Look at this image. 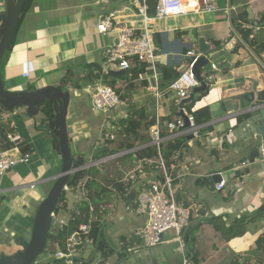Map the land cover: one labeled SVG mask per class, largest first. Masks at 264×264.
Returning <instances> with one entry per match:
<instances>
[{"label":"crops","instance_id":"0c3cea01","mask_svg":"<svg viewBox=\"0 0 264 264\" xmlns=\"http://www.w3.org/2000/svg\"><path fill=\"white\" fill-rule=\"evenodd\" d=\"M221 1L216 0L217 11L157 18L152 22L155 41L158 35L157 44L162 48L158 65H179L184 60V48L198 52L190 30L194 37H204L212 50L218 52L202 70L203 75L210 74L209 92L185 104V107L190 104L192 111L208 106L211 129L200 131V136L193 138L180 134L178 137L185 136L187 145L176 153L171 165L179 202L196 203L198 214L183 230L182 242L174 230H168L156 246H147L137 234L148 224V217L136 208L140 192L153 180L161 179L158 158L123 157L143 143L100 159L94 158V152L103 148L109 128L117 130L119 120L127 116L131 101L136 106L143 105L150 118L160 116L166 120L165 117L179 116L177 98L164 89L157 105L149 80L140 76L129 87L131 101L123 96L124 89L119 93L125 102L105 114L96 110L87 92L94 84L84 82L88 65L98 63L101 81L106 78L120 83V74H111V70L103 72L106 49L117 42V37L98 31L102 13L116 10L118 20L125 26L139 27L140 18L125 0L108 5H98L96 0H34L21 15L16 41L4 69L5 88L20 91L32 84L35 88L61 84L68 70H73V79L82 83L80 89L65 86L72 92L67 125L72 152L87 160L82 168H97V181L107 188L99 204L101 223L105 227L100 238L112 249L106 264H238L244 261L255 264L262 256L255 254L254 249L257 238L264 232V161L259 155L252 162L250 153L264 140L254 132L255 125L250 118L239 122V117L248 113L250 105L243 94L252 90L253 81L258 83L257 90L264 89V53L258 55L240 34L241 30L251 28L256 38L264 41V0H225L220 4ZM248 7L257 25L249 19ZM4 11L5 0H0V14ZM242 12H247V20ZM108 73L112 76H107ZM39 115L42 121L43 116ZM3 116L12 121L9 132L19 134L31 146L32 153L29 162L18 163L0 181V254H10L22 249L17 237L30 238L39 204L61 172L50 176L47 162L57 169L63 163L61 154L54 148L53 134L51 138L45 131L34 129L36 119L24 114ZM21 121L27 123L31 137L26 130H21ZM104 158L109 159L101 162ZM244 162L249 164L243 166ZM108 167L109 175L105 174ZM152 172L155 177L148 175ZM219 176L228 180L227 187L220 191L214 186ZM88 178L90 175L84 180ZM117 181L120 186L115 185ZM85 194L82 186L68 189L57 217L69 222L70 210ZM58 225L62 224L58 221ZM72 237V254L83 259V262L72 261L74 264L101 262L103 255L99 249L95 259L89 262L95 247L91 240L77 248V241ZM52 257L57 258L56 253Z\"/></svg>","mask_w":264,"mask_h":264},{"label":"built area","instance_id":"2783aa9c","mask_svg":"<svg viewBox=\"0 0 264 264\" xmlns=\"http://www.w3.org/2000/svg\"><path fill=\"white\" fill-rule=\"evenodd\" d=\"M118 0H96L98 5H108ZM134 9L136 15L140 18L139 27L125 26L118 20L116 10H109L102 13L98 22V31L108 33L117 37V42L106 49L107 60L103 67V72L110 70H128L130 68V58H136L149 64L150 73L145 75L151 85L157 105L163 96V91L168 90L174 93L178 103L180 100L189 97L193 88L198 82L193 75L192 65L197 57V52L187 51L183 56L184 63L173 66L171 80L166 87H161V73L158 69V58L162 53V48L156 43L152 22L154 19H162L170 16H179L189 13L212 12L218 10L216 0H157L154 6V14H151L150 0H125ZM216 68V65H212ZM28 76V74H25ZM91 96L94 107L101 113H109L112 109L120 106L125 102L123 96L113 87L105 84L99 79L94 86L87 91ZM180 109V108H179ZM183 111L188 116L190 125L186 127L185 121L181 116L171 120H163L160 116L156 117L154 124L148 129L150 141L143 146L152 144L159 151L158 165L162 174L161 179L153 180L145 187L138 196V205L136 211L145 214L148 217V224L137 232L144 240L147 246L158 245L163 235L168 230L176 232V238L182 242L183 230L190 224L192 218L198 214V206L190 201L188 204L180 203L177 196V185L175 177L172 174L171 166L169 167L166 160L161 155V144L181 135L193 134L200 136L202 125L195 123L192 113L187 110L185 105ZM110 131V132H109ZM108 131V137L114 138L115 129ZM6 141L10 147L0 151V181L1 178L12 170L18 163L28 162L31 158V152L22 151L19 143L22 138L19 134L9 132L6 135ZM139 146V148L143 147ZM260 157L264 161V141L260 145ZM104 158L101 162L107 161ZM98 162V163H101ZM97 163V162H96ZM249 164L244 162L243 166ZM172 165V164H171ZM228 185V180L220 176L215 181V190H223ZM68 186L66 190L68 191ZM54 220L60 224H66V220L59 219L57 214L53 215ZM89 225H81L79 230L88 232ZM74 245L73 237L68 240V253L57 251L56 256L59 259L67 258L73 255L71 248Z\"/></svg>","mask_w":264,"mask_h":264},{"label":"trees","instance_id":"16d2710c","mask_svg":"<svg viewBox=\"0 0 264 264\" xmlns=\"http://www.w3.org/2000/svg\"><path fill=\"white\" fill-rule=\"evenodd\" d=\"M34 0H27L23 10L25 12L30 4ZM225 2V0H222ZM220 4H224V3ZM151 4V14H154V6L156 4V0H150ZM242 15L244 19H246L247 12H242ZM247 20V19H246ZM21 21V18H20ZM19 21V23H20ZM17 32V30H16ZM16 32L15 35L9 45L8 50L5 53V56L2 60V63L0 65V75L3 77V72L6 66V63L9 59L10 53L13 49V46L16 41ZM182 34H185V31H181ZM240 34L254 50L255 52L260 55L261 53H264V41L256 38V35L254 31L251 28H245L240 31ZM157 43L160 42V39L158 35H156ZM220 44V43H219ZM219 44L217 46H219ZM182 53H187V49H183ZM130 68L126 70L125 73L118 75L120 78V83H117L116 81H110L104 78V83L107 85H110L113 87L118 93L122 90L126 89L124 92V97L130 99V86L132 87L133 81L140 76H145L147 73L151 72V69H149V64L145 61L138 60L136 58H130ZM186 60L180 61V63H184ZM88 75L87 78H84V82H92L95 84L101 77V66L98 63H92L88 65ZM159 72L161 73V87H166L168 83L171 80L172 70L173 66H167V65H158ZM2 71V72H1ZM97 71V72H96ZM203 73V71H202ZM74 71L68 70L65 76L62 78L61 84L64 86H72L76 89H80L82 87V83H80V80L76 81L73 79ZM107 76H112L110 73L106 74ZM209 72H205L203 75V78L208 83V88L204 91L198 94V99H201L203 96L207 95L210 89V81L208 80ZM106 76V77H107ZM109 81V83H108ZM124 84H127L126 87H124ZM35 86L29 85L28 89H34ZM128 89V90H127ZM192 102V101H191ZM127 116L119 120L117 130L115 131L114 138L111 137H105L103 139L102 145L104 150L101 152L100 155L96 154V159H100L109 155L117 154L121 151L125 150H131L137 146V143L144 144L148 143L150 141V136L148 134V129L152 124L155 123L156 118L149 117L145 112V107L143 105L136 106L132 103V101L129 103ZM187 110L193 114L195 118V123L197 125H202L201 132H206L211 129L210 125H208L209 121L211 120V112L210 108L208 106H204L202 108H199L195 111L191 110L190 104L187 106ZM5 111L0 107V115H3ZM41 115L43 116L42 121L46 125L47 128V122L54 118V110L53 106L50 102L45 101L44 106L41 108ZM249 114H244L239 117V122H242L244 119L248 118ZM166 120H171L170 117H165ZM11 119L7 118L5 121L0 119V151L5 150L10 147V143L6 141V135L7 132H9V127L11 126ZM51 132L50 130H48ZM120 136V137H119ZM119 137V138H118ZM22 151L24 152H31V146L26 143L25 141H22L19 143ZM53 145L54 148L60 153V146L58 138L53 135ZM187 142L185 136L183 137H176L170 140H166L163 144H161V155L166 160L167 165L170 167L173 163V158L176 155L178 151L186 147ZM100 150V148L98 149ZM159 151L155 145L149 144L146 146H143L139 149H137L134 152H129L125 154L123 157L125 158H133L135 157L137 160H148V159H154L158 158ZM87 164V160L83 155L73 153V162L72 167L74 171L69 174L67 179V186L69 189L76 188L78 186H82L83 190L85 191V195L83 199L78 201L74 207L70 210V217L69 222L62 225H54L52 227L51 231L48 234L49 237V243L47 246V249L44 251V253L41 255L42 258L37 260L35 264H50L58 262L62 259H57L55 257H50L49 255H53L57 252V249L60 248L63 252L68 253L67 245L68 240L72 238V236L79 231V228L81 225L87 224L89 225L88 232H80V242L76 244L77 248H81L84 243H86L87 240H91L92 244L95 245V242L98 238L99 231L101 229L102 223L101 218L102 214L100 213L99 204L101 202L100 196L107 191V188L105 185H102L97 181V174L99 171L95 167H91L89 169L82 168L84 165ZM148 169H152V167L147 166ZM87 175H90V178L84 180ZM208 180V179H204ZM115 185L120 186V183L117 181L115 182ZM105 190V191H104ZM125 190V189H123ZM67 196V190H64L59 203H58V210L56 213L59 212V210L62 208V205L66 199ZM262 210H264V206H262ZM264 216V215H263ZM189 238V236H188ZM187 238V239H188ZM99 252L102 253L103 259L99 264H106V258L108 256L109 252H112V249H110L103 237L99 240ZM255 254H262L260 258H258V261L255 264H264V232L259 235L255 242ZM247 258L246 260H248ZM74 262H78V260H75ZM237 262V261H236ZM238 264H245V261L243 263Z\"/></svg>","mask_w":264,"mask_h":264},{"label":"water","instance_id":"95a60500","mask_svg":"<svg viewBox=\"0 0 264 264\" xmlns=\"http://www.w3.org/2000/svg\"><path fill=\"white\" fill-rule=\"evenodd\" d=\"M26 2L27 0H5V11L0 14V65L18 28L22 10ZM247 11L249 13V19L257 25L258 22L251 8L248 7ZM189 34L198 44L197 57L192 65V72L198 85L193 88L189 97L179 102V116L184 119L186 127H188L190 123L187 114H185L182 108L186 103L194 100L197 94L204 92L208 88V83L203 78L202 70L210 64L211 59L218 53L212 50L211 45L204 37H194L192 35V30L189 31ZM125 72L126 70L110 71V73L114 75ZM257 84V81L254 80L252 90L245 92L243 95L245 101L250 105L246 111L249 114L248 118H250L251 123L255 125L253 130L264 140V89L257 90ZM71 99V90L65 88L63 84H49L34 89L11 91L5 88L4 79L0 75V107L5 112L15 113L17 110L25 108L28 115L35 117L41 113V108L44 106L45 101L52 104L54 118L47 122V128L58 138L63 163L61 172L56 175L48 194L39 204L32 223L30 238L27 240L22 236L17 237V240L21 243L23 248L10 254L2 252L0 254V264H35L38 258L47 249L49 243L48 234L54 222L53 215L57 212L59 200L64 190H66L68 176L74 171L72 167L73 152L67 125V116ZM253 116H255L256 119H254ZM198 134L200 135L201 132ZM193 137V134H189L188 136V138ZM103 150L104 148L96 150L94 152V158L96 154L100 155ZM260 153L259 147L252 150L250 153V160L254 162ZM153 173L154 172L148 173V175L150 177H155ZM219 178L220 176L218 179ZM104 231L105 227L102 226L89 262L95 259L99 249L100 236ZM80 232L81 230L74 234V239L77 243L80 242ZM74 260L83 262L81 256L74 254L50 264H67Z\"/></svg>","mask_w":264,"mask_h":264},{"label":"rangeland","instance_id":"374dc122","mask_svg":"<svg viewBox=\"0 0 264 264\" xmlns=\"http://www.w3.org/2000/svg\"><path fill=\"white\" fill-rule=\"evenodd\" d=\"M11 54V53H10ZM2 72V71H1ZM4 76H5V74H4V72H3V79H4ZM108 83H109V81H108ZM6 87H8V85L6 84ZM26 87V86H25ZM7 89V88H6ZM198 94L196 95V99L198 100ZM188 106V105H187ZM21 112H23V113H21ZM9 114V115H11V116H14V115H17V114H24V116H29V117H31V118H33L34 120L36 119V126H34V129H36V130H40V131H45L46 132V134H48L51 138H52V133H48V131L47 130H45V128H46V125H45V123L44 122H42L41 121V116L39 115V116H30V115H28L27 114V112H26V109L25 108H22V109H19L18 111H16L15 113H10V112H5L4 114ZM3 114V115H4ZM3 115H0V119L3 121H5L6 119V117H4ZM16 123V122H15ZM20 124H22L21 125V130H26L28 133H29V135H30V137H31V130H29L28 128V125H27V123L25 122H20ZM7 133H9V132H7ZM248 134V133H247ZM1 136V135H0ZM120 137V136H119ZM118 137V138H119ZM30 139H33V138H30ZM32 158V157H31ZM31 158H29V161L31 160ZM28 161V162H29ZM61 162H62V160H61ZM48 163V169H49V171H50V176H53L54 175V173H56V172H58V171H61V169H62V166H61V168H54V166L52 165V163H50V162H47ZM110 172H111V169H110V167H108L107 168V171H105V174H110ZM41 185V184H40ZM58 225V221L57 220H54V222H53V226L52 227H54V225ZM21 248H23V246L21 245ZM20 250V249H19ZM48 256H50V257H52L51 255H49V253H48ZM42 258V256L39 258V259H41ZM67 264H74V262H68Z\"/></svg>","mask_w":264,"mask_h":264}]
</instances>
